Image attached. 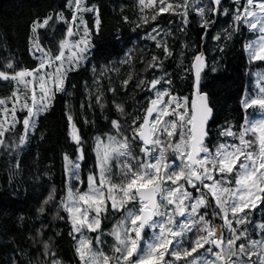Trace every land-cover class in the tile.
<instances>
[{
	"label": "snow or ice",
	"instance_id": "obj_1",
	"mask_svg": "<svg viewBox=\"0 0 264 264\" xmlns=\"http://www.w3.org/2000/svg\"><path fill=\"white\" fill-rule=\"evenodd\" d=\"M138 5L141 13L152 9V22L162 14L178 17L181 32L190 16H198L202 40L215 24L214 17L231 15V28L213 39L231 40L246 29L252 36L244 45L249 61L264 62V0H233L231 9L223 7V0H138ZM66 6L73 10L72 24L81 27L74 31L70 26L55 53L39 43V30L50 27L53 20L48 15L31 26L30 52L39 64L32 69H18L13 61L0 66V82L13 85L10 95L0 97V148L21 150L56 95L67 94L68 74L90 59L91 37L100 33L99 8L85 0H66ZM84 13L94 14L92 28ZM148 23L147 15H142L137 27ZM174 35L159 24L147 35L163 58L153 54L145 71L161 70L162 75L149 80L130 73L123 80L125 89L135 79L137 88L153 95L143 116L132 115L126 126L111 120L110 131L94 138L96 162L86 179L84 141L73 117H67L77 155L63 156L64 194L58 196L52 187L38 211L44 214L50 210L45 206H54L55 219L70 225L68 235L75 242L78 264H264V223L258 226V239L255 229H249L251 211L264 205V72L255 74L252 88L241 99L242 122L219 127L213 143L215 105L201 83L206 57L202 51L192 57V95L176 93L163 65L174 55L164 37ZM130 62L131 54L123 63ZM94 99L103 107L100 94ZM115 107L122 117L130 115L123 104ZM18 111L25 113L22 120ZM18 123L25 134L18 144H8L6 134ZM18 170L19 164L14 171ZM110 219L112 226L105 231L102 224ZM43 232L42 225L37 236ZM42 248L45 264H63L51 238L42 242Z\"/></svg>",
	"mask_w": 264,
	"mask_h": 264
},
{
	"label": "trees",
	"instance_id": "obj_2",
	"mask_svg": "<svg viewBox=\"0 0 264 264\" xmlns=\"http://www.w3.org/2000/svg\"><path fill=\"white\" fill-rule=\"evenodd\" d=\"M85 3L99 8L101 20L99 35L91 37L94 47L89 61L68 74L67 94L56 95L49 111L38 118L36 131L27 134V143L21 150L0 148V264H45L42 242L49 238L63 264H78L75 242L68 235L70 225L55 219L57 209L54 206H45L50 210L44 214L38 211L52 187L58 190V196L64 194L63 156L65 153L72 158L77 155V146L70 139L68 126L71 124L67 117H73L72 122L84 141L86 159L82 162V176L86 179L95 165L94 138L110 131L111 120L119 119L126 126L132 115L143 116V109L153 95L137 88L135 79L126 89L122 82L130 73L137 79L145 76L149 80L162 75L161 70L145 71L146 62L153 54L163 58L162 50L147 38L156 24L175 34L164 37L174 55L164 59L163 65L179 95L190 96L191 60L195 52L201 50L206 57L208 67L202 73L201 83L215 105L213 143L218 139L219 127L226 126V122L237 126L242 122L241 99L249 89L252 71L262 64L252 63L245 56L243 43L249 34L246 29L231 40L213 39L223 34L224 29L231 28V15L214 17L215 24L202 40L204 29L200 27L198 16H190L186 30L181 32L178 17L162 14L152 22V9L146 7L141 13L138 0H85ZM223 7L233 8V0H223ZM60 13L66 20L59 18ZM48 15H52L53 20L50 27L39 30V43L55 53L59 41L66 37L71 20V8L66 6V0H0V66L13 61L18 69L36 67L37 59L29 46L31 24ZM142 15H147L149 23L137 27ZM84 17L92 28L91 13H84ZM124 17L128 18L127 22ZM159 40L160 36H157ZM129 54L131 62L123 63L129 59ZM184 68L190 71L186 73ZM98 83L101 87H97ZM12 87V84L0 82V97L7 96ZM109 88L116 91H108ZM96 94L102 96L103 107L96 103ZM116 104H123L130 115L122 117ZM23 115V112H17L19 120ZM21 133L22 124L18 123L6 134L7 143L18 144ZM17 164L19 170L14 171ZM259 214V221L264 223V206ZM112 223L111 219L104 221L102 228L107 231ZM42 225L43 235L37 236V229ZM107 239L110 244L111 238Z\"/></svg>",
	"mask_w": 264,
	"mask_h": 264
},
{
	"label": "rangeland",
	"instance_id": "obj_3",
	"mask_svg": "<svg viewBox=\"0 0 264 264\" xmlns=\"http://www.w3.org/2000/svg\"><path fill=\"white\" fill-rule=\"evenodd\" d=\"M230 1V0H229ZM72 14H73V10L71 9V20H70V23H69V26H68V28L71 26V27H73V29H74V31L77 29V27H81V26H79V24H78V22H77V24L76 25H73L72 24ZM91 16H92V20H93V25H94V21H95V16H94V14L93 13H91ZM46 17V16H45ZM45 17H42L41 18V20L42 19H44ZM83 17H84V14H83ZM84 19H85V17H84ZM33 23V22H32ZM31 26H32V24H31ZM248 31V30H247ZM249 32V31H248ZM33 34H32V32H31V35H30V37L32 36ZM70 39H77V37H72V38H70ZM250 39H252V36H251V34L249 33L246 37H245V39H244V43H243V50H244V45L250 40ZM29 46H30V48H32V41L30 40V38H29ZM244 53H245V56L248 58V54H247V52L244 50ZM37 56H39L40 54L39 53H37L36 54ZM248 60H249V58H248ZM39 64V60L37 59V65ZM36 65V66H37ZM258 72H264V62H262V64L259 66V67H257V68H255L253 71H252V78L250 79L251 81H250V83H249V89H251L252 88V85H253V83H254V81H255V74L256 73H258ZM12 89H13V87H12ZM248 89V90H249ZM12 91V90H11ZM11 91H10V93L8 94V95H10L11 94ZM246 94V92L244 93V95ZM7 95V96H8ZM17 107L19 108V105H17ZM249 111H251V110H249ZM19 112V111H18ZM24 115H25V113H23ZM24 115H23V117H22V119L24 118ZM243 119H244V113H243ZM242 119V120H243ZM69 127V131L71 130V125H69L68 126ZM25 134V132H24V129H23V127H22V133H21V135H24ZM94 155H95V151H94ZM95 162H96V155H95ZM264 205H259L258 204V207H257V209H255V210H252L251 211V213H250V216H251V219H252V221H253V223L251 224V225H249V228H252V230L253 229H255V233H257L256 235H255V238H259V235H258V233H259V225L261 224V222L259 221V216H260V214H259V212H260V208L261 207H263ZM112 226V225H111ZM111 226H110V228H111ZM109 228V229H110ZM252 230H250V231H252ZM91 235H95V234H91Z\"/></svg>",
	"mask_w": 264,
	"mask_h": 264
},
{
	"label": "water",
	"instance_id": "obj_4",
	"mask_svg": "<svg viewBox=\"0 0 264 264\" xmlns=\"http://www.w3.org/2000/svg\"><path fill=\"white\" fill-rule=\"evenodd\" d=\"M198 51H201V50H198ZM191 63H192V60H191ZM192 71V75H193V80H194V74H193V70H191ZM192 85H193V81H192ZM192 93H193V87H192V89H191V93H190V96L192 95Z\"/></svg>",
	"mask_w": 264,
	"mask_h": 264
}]
</instances>
